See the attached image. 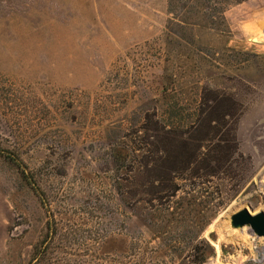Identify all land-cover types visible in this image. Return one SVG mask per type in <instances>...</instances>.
<instances>
[{"label":"rangeland","instance_id":"374dc122","mask_svg":"<svg viewBox=\"0 0 264 264\" xmlns=\"http://www.w3.org/2000/svg\"><path fill=\"white\" fill-rule=\"evenodd\" d=\"M244 209L264 0H0V264H264Z\"/></svg>","mask_w":264,"mask_h":264},{"label":"water","instance_id":"95a60500","mask_svg":"<svg viewBox=\"0 0 264 264\" xmlns=\"http://www.w3.org/2000/svg\"><path fill=\"white\" fill-rule=\"evenodd\" d=\"M230 225L232 229L249 228L258 238H264V214L250 215L247 210H241L232 215Z\"/></svg>","mask_w":264,"mask_h":264},{"label":"bare ground","instance_id":"6f19581e","mask_svg":"<svg viewBox=\"0 0 264 264\" xmlns=\"http://www.w3.org/2000/svg\"><path fill=\"white\" fill-rule=\"evenodd\" d=\"M257 214V213H256ZM255 215V214H254ZM247 230V228H243V229H241V230H236L237 232H235V233H238V235H244V234H246V230ZM242 233V234H241ZM234 235V234H233ZM237 235V236H238ZM256 239V238H255ZM259 240H264V238H258ZM247 245L251 248V244H249V243H247ZM252 249V248H251Z\"/></svg>","mask_w":264,"mask_h":264},{"label":"trees","instance_id":"16d2710c","mask_svg":"<svg viewBox=\"0 0 264 264\" xmlns=\"http://www.w3.org/2000/svg\"><path fill=\"white\" fill-rule=\"evenodd\" d=\"M220 162H221V161H220ZM186 164H188V162L185 160V161H184V165H186ZM38 250H39V249H38ZM38 250L36 249L35 252L33 253V255H32V260H33L36 256H37V257H36L35 259H36V260H37V259L40 260V257H38V256H39V254H38ZM37 254H38V255H37Z\"/></svg>","mask_w":264,"mask_h":264}]
</instances>
